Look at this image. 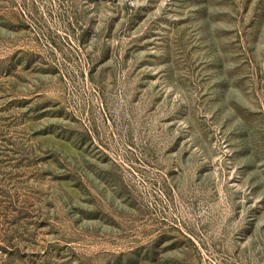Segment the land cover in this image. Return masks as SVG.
<instances>
[{
  "label": "rangeland",
  "instance_id": "obj_1",
  "mask_svg": "<svg viewBox=\"0 0 264 264\" xmlns=\"http://www.w3.org/2000/svg\"><path fill=\"white\" fill-rule=\"evenodd\" d=\"M0 264H264V0H0Z\"/></svg>",
  "mask_w": 264,
  "mask_h": 264
}]
</instances>
